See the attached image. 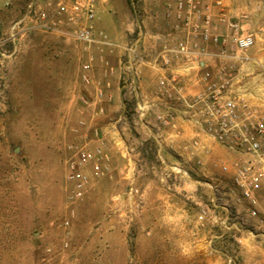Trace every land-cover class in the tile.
<instances>
[{
	"label": "rangeland",
	"instance_id": "obj_1",
	"mask_svg": "<svg viewBox=\"0 0 264 264\" xmlns=\"http://www.w3.org/2000/svg\"><path fill=\"white\" fill-rule=\"evenodd\" d=\"M28 1L0 0V264H264V224L220 170L230 153L206 135L135 142L126 151L140 173L111 174L105 130L90 126L93 107L79 90L83 61L103 51L93 46L89 53L70 24L60 34L41 31L15 60L6 39ZM131 1L132 19L144 26L141 0ZM222 1L254 45L237 63L221 65L264 96V0H234L232 9ZM262 98L253 101L264 105ZM126 105L133 117L134 100ZM122 128L120 135L137 139L133 123ZM95 150L106 156L104 173L80 167L87 183L71 199L70 168L81 151ZM258 211L264 217L262 194Z\"/></svg>",
	"mask_w": 264,
	"mask_h": 264
},
{
	"label": "built area",
	"instance_id": "obj_2",
	"mask_svg": "<svg viewBox=\"0 0 264 264\" xmlns=\"http://www.w3.org/2000/svg\"><path fill=\"white\" fill-rule=\"evenodd\" d=\"M57 8L42 11L35 0H29L22 17L11 26V36L24 30L31 20L43 21L38 24L43 31H57L63 10ZM166 17L174 19L173 30L183 35L178 42L169 46L163 44L161 52L147 60L145 54L138 52L135 42L124 48L123 87L135 102L134 116L127 119L134 125L137 121L148 125L146 118L150 117L153 123L149 127L158 144L177 117L191 120L203 134L235 156L231 162L221 163L220 170L231 175L232 184L240 191V199L246 203L250 215L264 224L263 214L258 211L261 194L264 196V105L236 91L234 73L221 65L225 61L237 63L238 54L253 47L252 35L244 31L238 19L227 16L222 0H174L167 8ZM67 20L69 25L79 27L76 38L87 46L86 49L105 42L104 34L96 35L91 1L85 11L73 9ZM144 63L168 70L158 79L154 101L138 96L141 79L138 68ZM83 68L88 69L87 66ZM192 71L200 72L202 87L190 95L184 90L182 81L185 74ZM82 79L89 84L86 76ZM191 144L195 147L198 142L194 140ZM104 158L102 150L78 154L77 163L72 164L67 178L75 186L71 199L77 198L87 183L80 167L90 165L95 176L102 175ZM203 219V214L198 216V220ZM65 225H69V221Z\"/></svg>",
	"mask_w": 264,
	"mask_h": 264
},
{
	"label": "crops",
	"instance_id": "obj_3",
	"mask_svg": "<svg viewBox=\"0 0 264 264\" xmlns=\"http://www.w3.org/2000/svg\"><path fill=\"white\" fill-rule=\"evenodd\" d=\"M89 1L92 2L94 8L96 35L102 33L105 35L106 39L105 42H103L104 44L99 43L100 45L95 44L88 48L89 53H92L91 47L93 49L94 46L101 49L103 54L96 57L98 53L94 52L92 53L93 56L85 58L82 67L87 66L88 69L84 71L86 74L84 73L83 76L88 78L89 84L85 85V83H82L83 80L81 79V75L79 90L82 95L87 98L83 103L93 107L92 112L94 116H92V123L90 126L105 130V146L110 150V154H108L107 157L109 162L108 169L111 171V174L115 175L114 171L118 170L123 176H126V174H138L140 173V168L133 165L135 163L134 159L137 160L136 156H134L132 160L131 155L124 153V155L126 154L125 161L120 158L118 149L120 148V152L124 149L126 152V147L129 148L133 143H138L139 141L141 143L147 138L156 140V136L154 131L149 127V125L153 123L150 117L146 118L148 125L141 124L140 121L135 123L134 129L138 136L137 139L128 136L123 131L120 135L118 131L120 126L122 130L123 125L131 123V121L129 122V119H127L126 104L131 101L132 95L125 92L122 82L124 48L135 42L136 49L139 53L145 54L147 60L151 58V56L160 53L163 44L166 43L169 46L178 42L183 35L173 30L174 19H167L166 17L167 8L173 4L174 0H141L139 11L144 16L141 25L145 24V27L140 26L137 22L135 23L132 19V10L134 11V8L131 0H35L42 11H51V9L55 8L58 9L57 6L63 8L61 19L56 26L58 32H50L53 35L60 34V32L64 31L66 32L65 28L69 25L67 17L72 15L73 9L85 11V6ZM224 3L232 9L234 0H224ZM130 6H132V10ZM213 13L216 14L215 9H213ZM256 13L257 11H255L254 14ZM16 17L18 20L22 16ZM48 17H51V14H49ZM1 21L0 19V46L4 42L1 38L3 33ZM82 21H84V19ZM255 21L257 20L254 16L253 22ZM108 22H110V24H108ZM38 24H43V21H28L23 27L24 30L19 32L16 36H13V39L9 40V36H7L6 40H8L11 43L10 46L17 51L16 57H14L15 60L19 58L21 50L32 47L31 38L37 35H45L41 32L43 30L38 28ZM45 32L48 33V31ZM95 40L99 41L98 38ZM40 45L44 48L59 47V45L52 47V44L47 43V41H42ZM138 69L141 76L138 85V96L145 101L156 100L158 79L164 73L167 74L168 70H160L147 63L141 64ZM182 84L184 85V90L188 94H195L202 87L200 72L192 71L190 74H185ZM91 86H94V89L98 90L96 92L93 91L94 89L91 88ZM234 88L236 91L244 93L247 97H251L255 101L263 100L262 97L264 96H262V91L257 92L255 89L251 90L252 87L250 88L249 84L245 86V84L241 85L237 83ZM80 107H84L83 104L80 105ZM177 131L178 133H176ZM175 134L180 135L179 137L182 138L185 137L186 140L194 138L204 139L205 137V134L185 116L177 117L173 127L167 129L163 134L164 140L166 139L164 142L167 143L175 140ZM143 136L145 138H143ZM206 143L207 141L203 142V144ZM209 148L211 147L209 146ZM220 152L223 153V151ZM234 157L233 154L229 155V159L231 160L234 159ZM131 161L134 163H131ZM118 163L121 164V169H118ZM214 218L213 221H216ZM224 221L225 220H221V223Z\"/></svg>",
	"mask_w": 264,
	"mask_h": 264
}]
</instances>
